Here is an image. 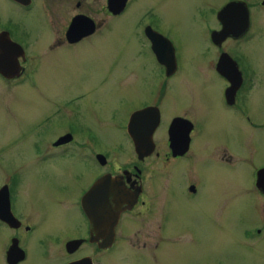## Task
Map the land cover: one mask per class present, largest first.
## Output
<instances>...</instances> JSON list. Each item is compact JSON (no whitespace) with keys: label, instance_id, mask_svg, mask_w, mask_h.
<instances>
[{"label":"flooded vegetation","instance_id":"obj_1","mask_svg":"<svg viewBox=\"0 0 264 264\" xmlns=\"http://www.w3.org/2000/svg\"><path fill=\"white\" fill-rule=\"evenodd\" d=\"M230 1L234 0H225L220 8H212L214 18L203 22V31L212 51L211 69L223 79L222 108L252 123L247 92L252 88L255 71L240 44L254 36L252 20H259L255 12L257 3L242 0L248 9L247 27L237 36L229 35L215 43L212 34L222 28L217 12ZM145 2L0 0V4L23 16L28 23L27 26L10 18H0V78L10 88L37 86L34 74L43 63L40 45L46 52L70 51L84 42L91 43V39L104 43L115 32V27L120 29L121 35L122 31L126 34L122 35L126 39L129 37L128 41H136L133 56L138 62H142L139 57L147 55L157 68L136 66L145 71L144 76L133 70L138 75L135 91L142 89L140 94L149 95L148 100L137 103L134 108L117 113L111 108V114L105 118L100 106L104 103L100 98H91L92 102H79L74 106L76 117L55 120L51 117L57 114L61 103L56 108V104L50 106L42 101L36 125L29 121L28 126L20 130L17 122L11 123L10 132L24 141L17 150L21 164L0 162V264H108L113 262L114 253L125 264H131L130 257L150 264H159V261L167 264L171 251L167 248L166 225L171 215L169 207H172L168 195L175 187L181 194L174 201L175 205L195 202L198 188L195 183L185 186L180 181L171 187L172 183L164 174L171 173L177 162L192 154L202 127L187 116L184 109L167 114L170 116L167 122L164 119L162 101L175 78L179 77V83L184 86V66L178 36L171 31L173 25L161 22L159 14L142 5ZM261 5L264 8V2ZM130 11H133L132 17L127 16ZM32 25L38 28L30 36ZM226 55L229 62L222 65L221 59ZM78 87L82 96L93 90L84 82ZM7 101L11 109L17 104L24 106L20 97H8ZM34 101L38 99L32 98L31 102ZM64 101L70 105L66 99ZM101 133L109 135L114 143H105L106 146L100 140ZM215 148L213 155L220 164L232 166L233 156L227 144L220 142ZM43 166L68 176L73 173L66 177L72 185L66 187L65 193L58 195L48 190L43 198V190L40 188L38 192V201L45 204L48 216L61 214L64 217L70 206L76 211L78 224H71L70 218H65L71 230L65 229L66 225L51 232L46 231L45 226L46 233L39 235L35 219L42 222L43 218L39 214H26L28 187L37 182L31 171L35 170L40 176ZM177 168L179 165L174 170ZM257 174L255 187L262 200L258 216L261 223L250 227L244 234L246 238H259L264 232V177L259 181ZM90 192L93 193L91 203L93 198L96 200V210H89L90 215H98L95 222L82 204L83 197ZM110 206L122 208L113 224H109L108 219ZM216 211L214 209L215 214ZM193 232L195 234L193 229H187L191 237Z\"/></svg>","mask_w":264,"mask_h":264},{"label":"rangeland","instance_id":"obj_2","mask_svg":"<svg viewBox=\"0 0 264 264\" xmlns=\"http://www.w3.org/2000/svg\"><path fill=\"white\" fill-rule=\"evenodd\" d=\"M224 1L146 0L142 4L159 14L161 22L173 25L171 31L178 36L182 55L184 86L179 83V77L173 80L169 94L167 92L162 101L166 114L164 119L167 122L170 118L167 114L184 109L187 116L202 127L192 154L175 164L174 168L178 165L179 168L164 174L172 183L171 187L180 181L185 186L195 183L198 188L195 202L175 205L174 201L181 195L175 187L168 195V203L172 207H169L171 215L166 225L167 248L171 251L167 264H264V232L259 238L244 236L250 227L261 223L258 216L262 200L255 187V178L264 166V8L261 5L264 0H256L255 12L259 20H252L254 36L240 44L255 71L252 88L247 92L252 123L222 108L223 79L213 72L209 63L212 51L202 24L214 18L212 8H220ZM132 14L130 11L127 16L132 17ZM0 18H10L28 26L23 16L16 15L3 4H0ZM37 28L38 25H32L29 35L32 36ZM115 29L107 42L91 39V43L84 42L70 51L44 52L40 45L43 63L34 74L37 86L33 89L10 88L0 78V162L10 165L22 163L17 150L24 140L10 132V125L17 122L20 130L27 127L29 121L36 125L42 101L50 106L56 104V108L61 103L57 114L51 117L58 120L69 119L71 115L76 117L74 106L79 102H92L91 98H100L104 103L100 106L105 118L111 114V108L117 113L149 99V95L140 94L142 89L135 91L138 75H145L143 69L135 67L144 65L150 68L154 61L146 55L139 57L142 62H138L133 56L136 41H128L129 37L122 36L126 35L123 31L121 35L120 29ZM135 69L138 75L133 71ZM150 69L157 68L153 66ZM80 82L88 83L93 90L80 95ZM8 97H20L24 106L17 104L15 109H11ZM32 98L38 101L32 103ZM65 99L70 105L63 103ZM33 105L36 107L32 108ZM101 134L100 140L104 144L114 143L107 133L108 137ZM220 142L229 147L233 156L232 166L220 164L214 157L215 146ZM40 166L36 165L37 168ZM31 174L37 182L28 187L29 198L25 205L27 216L39 214L43 218L42 222L35 219L37 233H46L45 226L46 231L60 230L67 225L66 217L70 218L71 224H78L80 219L71 206L64 217L61 214L50 217L45 204L38 201L40 188L43 198L48 190L58 195L65 193L66 187L72 185L66 177L73 173L68 176L65 172L56 173L43 166L40 176L35 170ZM214 209H217L216 214ZM65 229L71 230V227L67 225ZM187 229H193L195 234L193 232L192 237L187 235ZM113 255V262L108 264H125L115 253ZM128 260L131 264H150L140 258L130 257Z\"/></svg>","mask_w":264,"mask_h":264},{"label":"water","instance_id":"obj_3","mask_svg":"<svg viewBox=\"0 0 264 264\" xmlns=\"http://www.w3.org/2000/svg\"><path fill=\"white\" fill-rule=\"evenodd\" d=\"M217 18L221 22L222 28L221 30L215 31L212 34V39L215 43L221 42L224 38H226L229 35L237 36L241 34L244 31V29L247 27V23H248V9L246 3L242 0H234L228 2L217 12ZM228 59H230L228 56L223 57L221 59V64L224 65L223 62L225 63L229 62ZM132 137L135 139L133 135ZM257 176L260 181V179L264 177V169L259 170ZM90 197H93L92 192L86 194L83 197L82 204L84 210L87 212V214H89V216H91L90 218L95 222L96 220H98V215H96L95 213L90 215L89 210L91 208H93L94 211L96 210L95 209L96 200H94L93 198V201L91 203ZM121 210L122 208L118 206L109 207V215H108L109 224H113V221H115V217L118 216L117 214H119Z\"/></svg>","mask_w":264,"mask_h":264}]
</instances>
